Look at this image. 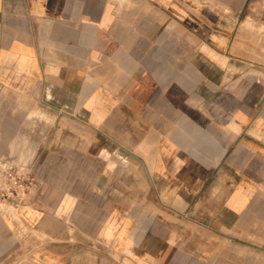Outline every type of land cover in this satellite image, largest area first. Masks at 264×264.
<instances>
[{"label": "crops", "instance_id": "obj_1", "mask_svg": "<svg viewBox=\"0 0 264 264\" xmlns=\"http://www.w3.org/2000/svg\"><path fill=\"white\" fill-rule=\"evenodd\" d=\"M3 166L0 264H264V0H0Z\"/></svg>", "mask_w": 264, "mask_h": 264}, {"label": "built area", "instance_id": "obj_2", "mask_svg": "<svg viewBox=\"0 0 264 264\" xmlns=\"http://www.w3.org/2000/svg\"><path fill=\"white\" fill-rule=\"evenodd\" d=\"M0 178V198L11 202L14 206L22 203L26 193L34 185V178L27 168L3 166Z\"/></svg>", "mask_w": 264, "mask_h": 264}, {"label": "rangeland", "instance_id": "obj_3", "mask_svg": "<svg viewBox=\"0 0 264 264\" xmlns=\"http://www.w3.org/2000/svg\"><path fill=\"white\" fill-rule=\"evenodd\" d=\"M4 178H0V181H2ZM1 202L3 203L4 201L3 200H1ZM6 203H7V205H10V207L14 210V205L13 204H11V202H8V201H6ZM2 206L4 207V204H2ZM15 214H16V211H15Z\"/></svg>", "mask_w": 264, "mask_h": 264}]
</instances>
